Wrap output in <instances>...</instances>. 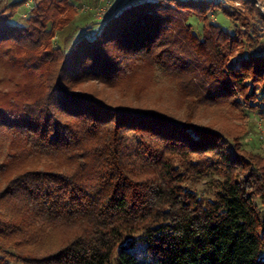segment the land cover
<instances>
[{
    "label": "trees",
    "instance_id": "1",
    "mask_svg": "<svg viewBox=\"0 0 264 264\" xmlns=\"http://www.w3.org/2000/svg\"><path fill=\"white\" fill-rule=\"evenodd\" d=\"M26 1L0 10L2 65L40 89L1 101L23 145L0 158V264H264V154L197 121L217 103L264 118L256 0L119 2L79 34L78 3L13 21ZM147 70L180 87L182 110L126 99Z\"/></svg>",
    "mask_w": 264,
    "mask_h": 264
},
{
    "label": "rangeland",
    "instance_id": "2",
    "mask_svg": "<svg viewBox=\"0 0 264 264\" xmlns=\"http://www.w3.org/2000/svg\"><path fill=\"white\" fill-rule=\"evenodd\" d=\"M73 1L78 3V9L81 11V13H83L77 22V25L80 27L76 30V32L79 34L82 31V28L85 27V25L91 20L92 13L94 14V18H98L97 14L95 13V10H97L98 7L104 6L103 8H110L119 2L130 4L139 0ZM7 3H9V0H0V10L3 9ZM236 4L239 5L238 3ZM256 4L260 12L264 15V0H256ZM29 11V7L27 9L24 4H21L17 8L12 20L20 24L24 23ZM217 19L221 21L223 25H227L228 23V19H226L224 16L219 15ZM92 20L94 19L92 18ZM73 26L67 27L64 34L67 35L70 33V31L73 30ZM56 39L60 44H62L63 38L60 37L59 34H57ZM0 54H2V52H0ZM2 61L3 60H1L0 56L1 108L5 107V105L1 103L2 100H9L13 95H15L18 100H20V96L23 97V95L30 88H33L35 92L40 90L36 84V80L30 79L32 77L31 72L24 73L19 71L17 68L12 67L11 62L8 59H6L5 66H3ZM163 73L164 72L161 70H157L153 73L147 70L133 75L128 81H124L126 84H131L130 88H124L127 92L126 99L139 97L142 104L154 105L156 107L162 108V110L167 109L168 111L172 112L175 110H182L184 106L182 107L183 102L181 101L182 97L180 96V87L176 83H173L169 76ZM121 87L122 86L117 85L115 90H111V93L116 96ZM136 89L139 90L138 93L135 91ZM18 100L13 99V103L17 102ZM198 114L199 118L197 121L199 123L204 125L212 124L216 127H221V129L227 131L231 137L243 133L242 141L244 143L245 149L264 154V118H261L257 111L251 110L243 113L239 107H235L234 105L217 103L213 105L204 104L200 106L198 109ZM10 132L11 131L9 129L0 125V158H3L6 153H11L12 151L17 150V148H21L23 145L21 141H17L14 137L12 138ZM131 142H133V138H131ZM192 185L198 189H202L207 186V183L205 180H201L198 183H194ZM58 236L59 235L54 233L49 234L44 242L49 243L52 238L56 239ZM5 263L22 264V261L16 257H7Z\"/></svg>",
    "mask_w": 264,
    "mask_h": 264
},
{
    "label": "built area",
    "instance_id": "3",
    "mask_svg": "<svg viewBox=\"0 0 264 264\" xmlns=\"http://www.w3.org/2000/svg\"><path fill=\"white\" fill-rule=\"evenodd\" d=\"M103 7H98V9L95 10V13L97 14L98 18H101L104 14L110 12V10L112 9V7H110V8H103ZM84 10H86V9H84Z\"/></svg>",
    "mask_w": 264,
    "mask_h": 264
},
{
    "label": "crops",
    "instance_id": "4",
    "mask_svg": "<svg viewBox=\"0 0 264 264\" xmlns=\"http://www.w3.org/2000/svg\"><path fill=\"white\" fill-rule=\"evenodd\" d=\"M11 1H16V0H9V2H11ZM36 1H38V0H35V1L27 0V1L25 2L24 5L27 7V9H28V7H29V9H31V7L33 6V4H34ZM31 4H32V5H31Z\"/></svg>",
    "mask_w": 264,
    "mask_h": 264
}]
</instances>
